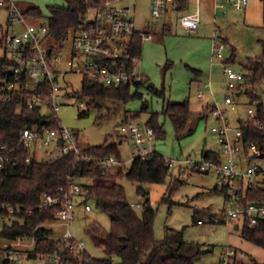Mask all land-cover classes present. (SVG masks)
Listing matches in <instances>:
<instances>
[{
    "label": "built area",
    "instance_id": "obj_1",
    "mask_svg": "<svg viewBox=\"0 0 264 264\" xmlns=\"http://www.w3.org/2000/svg\"><path fill=\"white\" fill-rule=\"evenodd\" d=\"M24 0H0V9L7 10L9 16L7 29L0 36V105L16 99L17 112L23 108H40L42 120L39 125L24 127L17 145L0 144V168L15 165L19 161L17 150L23 147L28 151L27 161H56L65 154L73 153L76 157L91 159L79 146L77 130L64 125L59 116L62 97L71 96L67 88L71 82L69 74L80 75L104 86H119L129 83L132 86L141 81L142 74L135 62L130 67V47L134 37L140 33L143 41L151 40L153 34L149 18L145 19V29L136 25L134 13L135 0H100L90 5L78 27L67 29L61 36L50 34V22L47 18H38L26 14L29 7L20 4ZM250 0H151L152 19L159 20L171 12L183 10L175 19L180 29L196 33L207 20V3L211 18V58L217 59L223 66L224 79L216 82L205 80L198 89V96L203 103L206 118L214 121L212 131L216 135L218 148L205 151L199 159L181 160L180 174L188 176L193 171L215 174L221 186L228 185L225 196V208L221 214H214L212 222L236 223L248 220L255 225L264 218V203L243 202V193L248 186H257L258 179H264V168L252 161L261 157L262 152L255 143L243 138L242 122L248 124L257 116L255 103H248L246 116H237V125L232 123L231 114L240 107V96H244L245 79L242 71L234 69L227 59L231 46L224 26V18L230 7L241 12ZM167 27V24H164ZM154 28V27H153ZM50 50V51H49ZM133 60V58H132ZM86 104L82 100L77 108ZM264 128V124H259ZM123 132L134 142L133 159H145L154 150L155 132L148 125L137 119H129L121 124ZM109 173L121 169L123 160L114 154L97 158L95 161ZM171 167L173 160L167 158ZM86 187L73 175H69L65 184L57 192H46L41 196L37 208L40 210L56 206L55 218L42 222L38 226L52 227L56 232L49 236L58 244L52 253L33 254L38 236H18L5 240L1 247L0 264H28L29 261H41L43 264H64L65 254L70 252L77 261L70 264H83L87 251L85 242L76 238L70 231L75 218L76 198L85 197ZM85 209L91 206L86 201ZM0 211L9 214L30 215L33 208L22 205L0 204ZM198 223L202 224L201 219ZM220 264H242L237 259V251L228 246L222 254Z\"/></svg>",
    "mask_w": 264,
    "mask_h": 264
},
{
    "label": "rangeland",
    "instance_id": "obj_2",
    "mask_svg": "<svg viewBox=\"0 0 264 264\" xmlns=\"http://www.w3.org/2000/svg\"><path fill=\"white\" fill-rule=\"evenodd\" d=\"M126 2L128 0H125ZM208 1V0H207ZM23 6L37 5L45 15L52 6H66V0H24ZM207 6L206 25L211 26L210 6ZM151 0H135L134 13L136 25L145 29V19L151 20L153 38L143 41L141 55L137 60L142 74V85L137 89L142 96L129 102L108 101L99 106L89 107L87 104L77 108L82 100L78 92L82 88V78L77 74H69L67 80L71 83L67 88L72 90L71 96L62 97L59 116L64 125L78 130V143L84 149L93 145H101L107 140L119 144L121 159L124 164L121 169L126 172L132 165L133 153L136 151L134 142L123 132L121 124L127 116L136 112L140 115L137 121L146 125L151 112L159 113V121L164 126L165 133L154 141V149L173 160L166 180L161 183L132 182L127 177L120 180L124 186L128 200L133 204L139 215L143 211V202L148 197L158 207L155 219V235L162 239L167 231L172 229L180 232L187 241L203 244L205 251L196 264H220L225 248L231 246L237 251V259L247 264L252 260L264 262V247L247 239L243 234L242 221L236 223L212 222L213 214H221L225 208V194L218 177L213 173L193 171L188 176L180 174L181 160L191 158L197 160L204 150L218 148L216 135L212 131L213 119L206 118L202 111L201 100L198 96V74L193 68H201L205 73V80H213L214 88L223 78V66L217 59L211 58V31L203 27L198 33H188L177 25L175 19L183 10L171 12L159 20L152 19ZM8 12L0 9V36L7 29ZM164 24L169 27L166 32ZM224 26L229 36L230 46L236 47V60L231 66L240 71L246 64L248 57L261 54L260 38H264V0H250L245 10L234 11L231 7L224 18ZM154 27V28H153ZM3 49L0 46V55ZM211 73L208 75V70ZM204 79V78H203ZM204 80V81H205ZM158 89L160 93L154 91ZM136 90L133 86L132 92ZM257 95L264 102V82ZM190 101L193 113L184 129L179 130L172 119L163 113L168 102ZM237 112L231 114L232 123L237 125V113L246 116L248 99L240 100ZM257 101H255V104ZM147 106V111H142ZM252 161L264 168V157H253ZM259 180V179H258ZM262 180V179H260ZM88 182L89 180H81ZM264 186V182L261 183ZM143 187L147 196L138 191ZM218 187V189H215ZM220 188V189H219ZM91 210L85 209V202ZM203 221L202 224L198 220ZM12 218L0 217V229L5 223H11ZM99 226L103 232L110 231L111 220L106 211L97 205L96 200H86L83 196L76 198L75 218L70 225L72 234L85 242V248L94 258H105L109 254L105 248L96 243L90 228ZM115 262L119 257L113 256ZM28 264H43L41 261H29Z\"/></svg>",
    "mask_w": 264,
    "mask_h": 264
},
{
    "label": "trees",
    "instance_id": "obj_3",
    "mask_svg": "<svg viewBox=\"0 0 264 264\" xmlns=\"http://www.w3.org/2000/svg\"><path fill=\"white\" fill-rule=\"evenodd\" d=\"M66 6H52L50 12L45 15L37 5H29L26 14L47 18L50 22V34L56 37L61 36L67 29L78 27L90 5L100 0H66ZM169 27H165L166 32ZM230 44V40H228ZM262 52L256 57H248L246 64L240 70L244 74L245 90L244 96L249 103H256L257 116L248 124L242 122L240 127L243 130V138L246 142L255 143L264 152V102L257 95L261 84L264 82V38H260ZM143 39L140 33L134 37L130 47L128 60L130 67L141 55ZM236 47L231 45V53L227 59L230 65L236 60ZM133 58V60H132ZM2 60L0 58V64ZM198 74L199 70L193 68ZM143 80L136 82V90L132 92L133 86L124 83L119 86H104L84 78L82 80L79 97L87 99L89 107L99 106L108 101L129 102L139 98L142 94L137 90ZM160 93L158 89L153 88ZM16 99L0 105V144L8 143L17 145L20 132L24 127L37 126L42 122L40 108L25 107L17 112ZM144 106L142 111H147ZM163 113L170 117L179 130L185 128L189 117L195 113L190 106L189 100L181 102H168ZM206 116L205 110L200 112ZM140 112L127 116L125 121L135 119ZM146 125L152 127L155 138L165 133L163 124L159 121V113L151 112ZM78 135V130L76 131ZM206 154L215 156L216 153L204 150ZM85 154L91 159L76 157L73 153L65 154L56 161L38 160L32 158L29 162L26 157L28 151L19 147L17 154L19 161L15 165L0 168V204L22 205L33 208L30 215L9 214L0 211V217L8 216L12 222L5 223L0 229V255L3 252L1 244L5 240L15 239L22 235L25 237L38 236L33 254L38 252L52 253L58 249V244L49 236L56 232L55 228L38 226L42 222L55 218L56 206L40 210L37 208L41 196L46 192L55 193L58 187L65 184L69 175L75 176L79 182L89 180L82 184L86 187V200L94 199L97 205L106 211L111 220L110 231L103 232L99 226L90 228L97 244L103 246L109 254L105 258H94L86 251L83 264H196L201 255L208 251L203 244L194 241H187L180 232L169 229L164 238L159 239L155 235V219L158 207L147 197L143 202V211L139 215L133 204L128 200L124 186L120 180L127 177L132 182L143 184L145 182L161 183L166 180L170 166L167 164L165 155L154 150L145 159L134 158L131 167L125 172L119 169L115 173L104 170L95 161L97 158L107 157L114 154L121 159L119 144L110 143L107 140L101 145H93L84 148ZM122 160V159H121ZM257 186H248L243 193V202L250 201L264 203V186L261 183L264 179L258 180ZM218 189V187H215ZM220 189V188H219ZM138 191L147 196L143 187ZM221 191L225 196L228 185L222 186ZM214 215V214H213ZM244 236L252 242L264 247V218H261L255 225L248 220L242 222ZM239 226V225H238ZM113 256L119 257L115 262ZM77 261V258L70 252L65 254L64 264ZM243 264V263H242ZM247 264H264L252 260Z\"/></svg>",
    "mask_w": 264,
    "mask_h": 264
},
{
    "label": "crops",
    "instance_id": "obj_4",
    "mask_svg": "<svg viewBox=\"0 0 264 264\" xmlns=\"http://www.w3.org/2000/svg\"><path fill=\"white\" fill-rule=\"evenodd\" d=\"M205 25H206V21L202 24V26H201V28L199 29V31L203 28V27H205ZM211 25V24H210ZM207 26V28L211 31V26H208V25H206ZM198 31V32H199ZM198 32H196V33H198ZM210 34L211 33H209V38H210ZM231 53V51H229V54ZM137 60L138 59H136V62H135V65H136V68L139 70V67H138V62H137ZM197 70H199L200 71V73H198V80H199V78L200 77H202V75H203V77H202V79H200L198 82H199V86H201L202 85V83L204 82V80H205V73H204V70L203 69H201V68H196ZM211 69L209 68V70H208V75H209V73H211V71H210ZM223 72V71H222ZM210 76V75H209ZM204 78V79H203ZM224 79V76H223V78H221L220 80H223ZM246 99V97L245 96H240L239 97V100H241V99ZM201 107H202V110H203V103H201ZM237 115H239V116H241L240 114H238L237 113ZM237 225V224H236ZM235 225V226H236ZM237 227H238V225H237Z\"/></svg>",
    "mask_w": 264,
    "mask_h": 264
},
{
    "label": "water",
    "instance_id": "obj_5",
    "mask_svg": "<svg viewBox=\"0 0 264 264\" xmlns=\"http://www.w3.org/2000/svg\"><path fill=\"white\" fill-rule=\"evenodd\" d=\"M49 51H50V50H49ZM42 122H43V120H42ZM261 157H264V153L261 154ZM236 227H237V225H236Z\"/></svg>",
    "mask_w": 264,
    "mask_h": 264
}]
</instances>
